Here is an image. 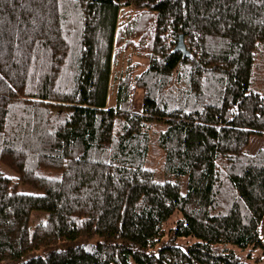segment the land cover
Here are the masks:
<instances>
[{"label":"trees","instance_id":"16d2710c","mask_svg":"<svg viewBox=\"0 0 264 264\" xmlns=\"http://www.w3.org/2000/svg\"><path fill=\"white\" fill-rule=\"evenodd\" d=\"M256 135L264 0H0V264L259 261Z\"/></svg>","mask_w":264,"mask_h":264},{"label":"rangeland","instance_id":"374dc122","mask_svg":"<svg viewBox=\"0 0 264 264\" xmlns=\"http://www.w3.org/2000/svg\"><path fill=\"white\" fill-rule=\"evenodd\" d=\"M113 82H114V80L112 81V83ZM112 90H113V88H112ZM114 91H115V87H114ZM112 102H113V98L111 96V97H109V103L112 104ZM141 107H142L141 101L137 100V103L135 104V110H140ZM155 124H157V123H155ZM153 130H155V131L159 130L158 126L154 125ZM262 146L264 147V135H262V136H260V135L252 136L251 141H250V145H249L250 149L252 148V150H254V149L257 150V147H262ZM183 177L185 178V176H183ZM21 189H22V191H26V192H30V193L37 192L34 188H32L30 186H27V185L21 186ZM261 251L263 252V250H261V249L255 250L254 251V255L256 256V254L258 252H261ZM32 255H34V254H32ZM250 264H254V261H251Z\"/></svg>","mask_w":264,"mask_h":264},{"label":"crops","instance_id":"0c3cea01","mask_svg":"<svg viewBox=\"0 0 264 264\" xmlns=\"http://www.w3.org/2000/svg\"><path fill=\"white\" fill-rule=\"evenodd\" d=\"M260 227H261V228H260L261 235H262L263 242H264V219H263V221H262ZM261 250H263V252H262V251H261L262 253H261V252H258V253L256 254V256H255V257H260V256H261V259H260L259 261H255V260L253 259L252 261H254V264H264V248L261 249ZM250 263H251V262H250Z\"/></svg>","mask_w":264,"mask_h":264},{"label":"water","instance_id":"95a60500","mask_svg":"<svg viewBox=\"0 0 264 264\" xmlns=\"http://www.w3.org/2000/svg\"><path fill=\"white\" fill-rule=\"evenodd\" d=\"M175 49L182 50L184 53H187V50H186V47L184 44V40H183V35H180L179 42L177 43Z\"/></svg>","mask_w":264,"mask_h":264}]
</instances>
